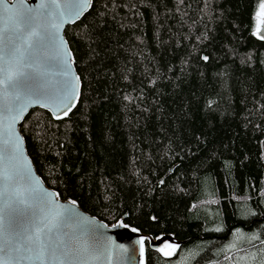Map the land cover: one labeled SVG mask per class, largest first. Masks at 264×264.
Returning <instances> with one entry per match:
<instances>
[{
  "label": "trees",
  "instance_id": "trees-1",
  "mask_svg": "<svg viewBox=\"0 0 264 264\" xmlns=\"http://www.w3.org/2000/svg\"><path fill=\"white\" fill-rule=\"evenodd\" d=\"M258 4L93 0L66 30L78 106L61 120L33 109L21 124L37 171L62 198L107 223L126 216L146 234L186 240L170 259L148 247L147 264L198 251L186 264L223 262L239 231L264 243Z\"/></svg>",
  "mask_w": 264,
  "mask_h": 264
},
{
  "label": "snow or ice",
  "instance_id": "snow-or-ice-1",
  "mask_svg": "<svg viewBox=\"0 0 264 264\" xmlns=\"http://www.w3.org/2000/svg\"><path fill=\"white\" fill-rule=\"evenodd\" d=\"M91 3L92 0H41L37 8H32L26 6L27 0H20V7L15 3L9 7V0H0V138L6 136L4 143L11 145L9 155L13 159L14 153L20 151L16 125L30 107L47 108L57 120L68 116L75 107L80 78L70 74L74 60L61 30L75 23ZM254 19L253 35L264 40V0H259ZM50 49L56 50L63 64L62 95L55 107L41 103L51 99L44 70ZM64 56L69 59L64 60ZM3 160L0 152V264H111V248L103 234L94 232L88 237L82 231L75 240L68 238L65 224L72 218L71 209L49 199L52 193L42 192L31 183L28 187L17 184L13 172L2 166ZM113 227L129 225L120 219ZM146 239L138 241L142 256ZM159 239L163 243L157 251L164 256L174 255L178 246L164 242L162 236ZM120 248L124 253L128 251L123 245Z\"/></svg>",
  "mask_w": 264,
  "mask_h": 264
},
{
  "label": "water",
  "instance_id": "water-1",
  "mask_svg": "<svg viewBox=\"0 0 264 264\" xmlns=\"http://www.w3.org/2000/svg\"><path fill=\"white\" fill-rule=\"evenodd\" d=\"M13 3H15L16 7L21 6L20 0H9V7H12ZM40 3L41 0H27L26 6L37 8ZM92 5H93V0L89 8L84 12V14L78 20L75 21V23L66 24L61 30V35L67 41L66 47L67 49L70 50L71 58H73L74 60V63L71 65L70 74L72 76H79L80 78L78 82L79 99L76 101L75 107L68 114V116L76 109V107L80 102L83 83L80 74L78 73L76 68L75 56L70 46V43L67 39L66 30L69 26L78 23L91 10ZM58 19L59 18L57 17V20ZM48 56H49V60L45 65L44 70L47 73L45 79L49 85L51 99L43 100L41 101V103H48L50 106L55 107V105L59 103V100L62 95V93L60 92V88L62 85V77L60 76V72L63 69V64L60 63V61L57 59V53L55 49H50ZM63 59L67 60L69 59V57L64 56ZM37 108L48 111L55 119L52 112L49 111L47 108L41 107L39 105H33L32 107H30L27 113L25 114L24 119L16 125V133L20 137V151L14 153L15 155L14 159L9 155V149H11V145L10 144L6 145L4 143V139H6V136L4 138H0V152H3L4 154V160L2 162V166L8 168L11 172H13L17 184L22 185L24 187H28L29 183H31L38 190H42V192L52 193L53 197H49V199L54 198L57 204L63 205L64 208L71 209L73 214L72 218L67 220L65 224V230L68 234V238L75 240L78 236L81 235L82 231L86 233L88 237H90L94 232L103 234L109 247L111 248V252H112L111 264H147L148 247L151 250L157 252L162 258L169 259L172 255L164 256L163 253L157 251V248L161 247L163 243L159 239V237L161 236L164 238V242L173 243L178 246L177 248H180L182 245L186 243V240H181L171 233H165L157 237H154L150 234H146L142 232L140 229L138 232H133L131 231V228H136V227H133L125 222L126 216L122 219L124 220V223L129 225V228H114L113 225L116 224L117 221L114 223H107L106 221L101 220L97 216L92 215L87 211H85L76 200L71 198L64 199L59 195V193L55 189L49 187L46 184V182L43 180L39 172L37 171L36 166L29 154L26 139L21 131V124L23 123L27 115L33 109H37ZM6 124H7V120H5V125ZM72 201L76 202L75 205L71 203ZM64 208H61L59 210L63 211ZM101 225L105 227H100ZM141 237L147 238L144 242L143 256L140 253L139 250L140 245L138 243ZM121 245H123L124 248L128 249L126 253L122 252L120 248ZM103 264H108V262L104 261Z\"/></svg>",
  "mask_w": 264,
  "mask_h": 264
},
{
  "label": "rangeland",
  "instance_id": "rangeland-1",
  "mask_svg": "<svg viewBox=\"0 0 264 264\" xmlns=\"http://www.w3.org/2000/svg\"><path fill=\"white\" fill-rule=\"evenodd\" d=\"M257 238L258 236L247 235L243 231L235 233L233 238L223 243L220 249L222 252L229 251V257L223 262L215 261L213 264H264V243L252 245ZM211 253H216V250H211ZM200 254H202L201 251L188 256L182 255L176 264H186L189 261L197 262Z\"/></svg>",
  "mask_w": 264,
  "mask_h": 264
},
{
  "label": "flooded vegetation",
  "instance_id": "flooded-vegetation-1",
  "mask_svg": "<svg viewBox=\"0 0 264 264\" xmlns=\"http://www.w3.org/2000/svg\"><path fill=\"white\" fill-rule=\"evenodd\" d=\"M179 250H180V248H177V249L175 250V254L172 255L170 258L174 257V256L179 252ZM170 258H169V259H170Z\"/></svg>",
  "mask_w": 264,
  "mask_h": 264
}]
</instances>
